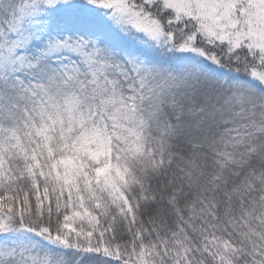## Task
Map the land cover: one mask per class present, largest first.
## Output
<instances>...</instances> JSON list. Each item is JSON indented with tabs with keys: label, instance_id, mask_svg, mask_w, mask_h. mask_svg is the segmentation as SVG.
Segmentation results:
<instances>
[{
	"label": "snow or ice",
	"instance_id": "obj_1",
	"mask_svg": "<svg viewBox=\"0 0 264 264\" xmlns=\"http://www.w3.org/2000/svg\"><path fill=\"white\" fill-rule=\"evenodd\" d=\"M0 264H264V0H0Z\"/></svg>",
	"mask_w": 264,
	"mask_h": 264
}]
</instances>
